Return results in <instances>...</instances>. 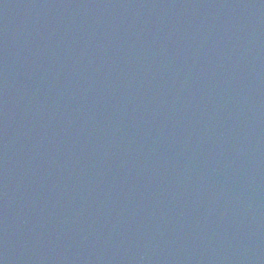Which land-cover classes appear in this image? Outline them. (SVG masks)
I'll return each mask as SVG.
<instances>
[{
    "label": "water",
    "instance_id": "obj_1",
    "mask_svg": "<svg viewBox=\"0 0 264 264\" xmlns=\"http://www.w3.org/2000/svg\"><path fill=\"white\" fill-rule=\"evenodd\" d=\"M0 264H264V0H0Z\"/></svg>",
    "mask_w": 264,
    "mask_h": 264
}]
</instances>
